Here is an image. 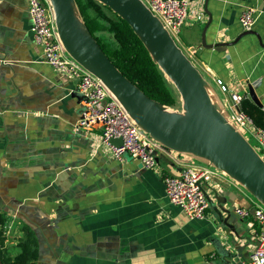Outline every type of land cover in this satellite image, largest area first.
I'll use <instances>...</instances> for the list:
<instances>
[{"label": "crops", "instance_id": "obj_1", "mask_svg": "<svg viewBox=\"0 0 264 264\" xmlns=\"http://www.w3.org/2000/svg\"><path fill=\"white\" fill-rule=\"evenodd\" d=\"M203 2L204 16L187 21L179 48L220 105L217 78L250 101L251 86L264 111V0ZM246 7L257 10L249 32L238 21ZM77 88L44 62L26 0H0V217L11 226L10 256L31 232L35 264L245 261L259 227L234 210L251 205L250 193L217 174L205 186V218L187 219L168 202L162 179L193 160L166 149L154 170L130 157L117 162L99 128L74 132Z\"/></svg>", "mask_w": 264, "mask_h": 264}, {"label": "water", "instance_id": "obj_2", "mask_svg": "<svg viewBox=\"0 0 264 264\" xmlns=\"http://www.w3.org/2000/svg\"><path fill=\"white\" fill-rule=\"evenodd\" d=\"M49 1L59 39L68 55L98 77L110 92L118 93L117 100L143 132L164 148L223 172L264 205V164L230 121L228 112L209 94L202 76L141 0H136L134 7H131L129 0L95 1L107 6L123 19L141 40L162 74L174 79L187 118L171 133H165L161 128L169 126L173 115H168L167 118L148 116L147 109L141 107L129 85L145 95L114 67L90 34L100 53L79 36L72 23L67 0ZM117 2L120 3L123 15L115 9ZM73 3L75 4L74 0ZM162 56L174 62L175 68H171ZM248 95L257 107H262L251 86L248 87ZM110 143L119 147L122 141L112 139Z\"/></svg>", "mask_w": 264, "mask_h": 264}, {"label": "built area", "instance_id": "obj_3", "mask_svg": "<svg viewBox=\"0 0 264 264\" xmlns=\"http://www.w3.org/2000/svg\"><path fill=\"white\" fill-rule=\"evenodd\" d=\"M30 18V31L34 42L42 48L44 62L54 71L72 80H77V93L80 97L79 119L74 132L90 131L99 128L101 141L110 148L112 157L122 162L130 157L140 163L143 169L157 168L159 153L166 150L162 145L143 132L131 119L124 107L111 94L105 84L91 72L66 54L55 25L53 8L49 0H26ZM144 6L156 17L176 44L178 36L187 21L204 16L203 0H141ZM257 10L244 8L239 16L240 27L249 32L256 21ZM219 92L227 97L223 105L230 121L247 140L251 137L253 149L264 164V128L256 127L252 119L241 110L245 96L230 92L219 78L215 79ZM112 139H121L119 147L112 145ZM249 143V142H248ZM217 174L223 172L208 165L190 162L181 166L177 176L162 179L165 196L171 205L176 206L189 220H202L209 208L205 186ZM235 214L242 219H252L259 227L254 250L240 264H264V205L253 201L249 207L235 208ZM9 226H3L7 239Z\"/></svg>", "mask_w": 264, "mask_h": 264}, {"label": "trees", "instance_id": "obj_4", "mask_svg": "<svg viewBox=\"0 0 264 264\" xmlns=\"http://www.w3.org/2000/svg\"><path fill=\"white\" fill-rule=\"evenodd\" d=\"M80 18L100 50L114 67L149 99L172 106L174 99L157 65L151 59L141 40L129 25L110 8L95 0H74ZM96 12L90 18L86 11ZM109 12V13H107ZM102 20L107 26L99 22ZM241 110L252 119L256 127L264 128V111L248 98L241 101ZM4 221L0 217V264H35L37 259L36 240L26 232L15 248L17 253L9 254L3 234Z\"/></svg>", "mask_w": 264, "mask_h": 264}, {"label": "bare ground", "instance_id": "obj_5", "mask_svg": "<svg viewBox=\"0 0 264 264\" xmlns=\"http://www.w3.org/2000/svg\"><path fill=\"white\" fill-rule=\"evenodd\" d=\"M67 2H68L70 17H71V20H72V23H73V26H74L75 30L77 31L79 36L93 50H95L97 53H100L98 47L96 46V44L94 43V41L90 37L89 33L87 32L85 26L83 25V23H82V21H81V19L79 17L77 8L75 7V4L73 3V0H67ZM129 2H130L131 7H134L136 5V0H129ZM114 6H115V9L121 15H123L120 3L117 2V3H115ZM142 39L144 40L143 37H142ZM78 57L82 58L80 55H78ZM163 59L171 68H175L174 62H172L171 60H169V59H167L165 57H163ZM161 74H162V72H161ZM162 76H163V78H164L166 83H168L170 85H173L176 88V90H178L177 85H176V83H175L173 78H171L168 75H166V77H165L164 74H162ZM129 87L133 90V92L137 96L141 107L147 109L146 114L148 116L154 117V118H167L168 115H173V117H171V119L169 121V126L161 128V130L163 132L171 133L172 131H174L176 129L177 126H179V124L182 121H184L187 118V113H186L185 109L182 107L181 98H180V109L179 110H174L173 108H170L168 106H163V105H160V104L155 103L153 101L147 100V98L145 96H143L135 87H133L132 85H129ZM111 94L116 99L119 98V95H118L117 92H111Z\"/></svg>", "mask_w": 264, "mask_h": 264}, {"label": "rangeland", "instance_id": "obj_6", "mask_svg": "<svg viewBox=\"0 0 264 264\" xmlns=\"http://www.w3.org/2000/svg\"><path fill=\"white\" fill-rule=\"evenodd\" d=\"M107 13H109V12H107ZM101 22L104 23L103 21H101ZM104 24H105V23H104ZM105 25L107 26V24H105ZM183 30H184V27L182 28L181 33H180V35L178 36L179 39H182ZM177 45L181 46L180 43L177 44ZM167 84H168V83H167ZM168 87H169V89H170V91H171V93H172L173 99H174V103H173V105H172V106H168V107L173 108L174 110H179V109H180V94H179L178 90H176V88H175L173 85L168 84ZM219 95H221V97H222V96L227 97L225 94L222 95V94L220 93ZM247 140H248L249 144H250L252 147L255 146V142H254V140H253L251 137H247ZM159 154H160V153H159ZM193 162L196 163V161H193ZM198 163H199V162H198ZM200 164H202V163H200ZM251 196H252V195H251ZM251 196H250V199H253L252 201H255L256 199H255L254 197H251Z\"/></svg>", "mask_w": 264, "mask_h": 264}]
</instances>
